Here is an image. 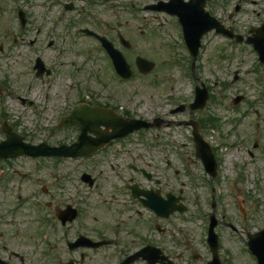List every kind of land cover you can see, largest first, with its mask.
Listing matches in <instances>:
<instances>
[{"label": "rangeland", "instance_id": "rangeland-1", "mask_svg": "<svg viewBox=\"0 0 264 264\" xmlns=\"http://www.w3.org/2000/svg\"><path fill=\"white\" fill-rule=\"evenodd\" d=\"M64 1L72 0H0V124L7 119L12 129L29 141L72 139V131L52 127L57 112L74 104L81 90L100 93V101L117 104L131 116L160 117L162 125L132 134L131 139L164 140L163 153L169 158L174 157L172 150L178 149L173 160H178L180 202L187 210L174 220L172 228L174 249L179 253L175 263L206 264L211 258L206 230L213 196L220 260L254 264L245 246L247 233L264 228V66L256 64L250 46L243 47L245 43L240 42L233 48L223 35L207 33L201 39L191 79L190 59L176 18L144 9L158 0H73L70 10L63 7ZM236 2L238 11H234ZM16 4L31 16V24L21 35L14 16ZM206 9L225 24H232L239 34L264 22V0H218ZM81 28L105 35L125 55L133 78L119 84L104 50L96 39L79 32ZM118 33L129 42V51L121 45ZM33 37L37 43L29 48L27 42L34 41ZM35 55L51 66L49 76L36 80L31 68ZM135 56L153 61L154 69L139 74ZM201 84L209 93L204 109L189 110L186 105L184 110L172 112L179 104L191 102L195 85ZM236 96L243 99L233 104ZM210 116L217 118V127L201 132L218 161L217 176L212 180L195 157L191 127L184 124ZM42 162L23 163L18 170L35 174L51 170L47 161ZM1 171L0 244L8 240L25 244V225L22 222L19 232L14 225L25 211L17 217L10 213L18 182L11 177V167L5 166L4 175Z\"/></svg>", "mask_w": 264, "mask_h": 264}, {"label": "flooded vegetation", "instance_id": "flooded-vegetation-1", "mask_svg": "<svg viewBox=\"0 0 264 264\" xmlns=\"http://www.w3.org/2000/svg\"><path fill=\"white\" fill-rule=\"evenodd\" d=\"M87 97L91 106L127 116ZM140 144L127 135L87 157L54 159L49 171L14 170L17 208L25 206L14 225L19 232L23 222L27 243H1L0 264H174L177 252L167 236L179 216L178 172L169 160L164 164L157 141ZM167 195L175 206L167 218L145 207L153 200L163 205Z\"/></svg>", "mask_w": 264, "mask_h": 264}, {"label": "water", "instance_id": "water-1", "mask_svg": "<svg viewBox=\"0 0 264 264\" xmlns=\"http://www.w3.org/2000/svg\"><path fill=\"white\" fill-rule=\"evenodd\" d=\"M202 6L203 2L198 0H190L188 3H183L181 0H170L168 3H160L158 8L167 10L171 13H176L179 15L180 21L182 23L184 32H185V38L188 46L190 47L192 53L194 54L196 52V48L199 44V37L200 35L205 32L206 30L210 29L211 25H206L202 28H199L197 25V21L201 20L204 22L205 20H208L207 16L203 14L202 12ZM206 23V22H205ZM204 23V24H205ZM109 50H111V47L109 45ZM113 51V50H111ZM113 58L115 59V63L117 65V68L119 70H122L124 67L123 62L121 61L119 55L115 54L113 55ZM137 66L139 70L141 71H147L150 70L153 66V63L147 62L143 59H137L136 60ZM198 104H193L192 107H202L204 100H205V94L204 92L198 90ZM86 111V110H85ZM88 113H93L92 116H95V124H104L105 126H112L117 125V121L112 116H108L105 119L104 116L101 113L95 112V111H86ZM86 112L81 113L78 109H76L74 112H72V120L67 121L70 124H76L79 127L84 129V132L82 134H85L87 131V127L84 126V120L87 117ZM79 113H81V116H85L82 118ZM90 117V116H88ZM92 122V121H91ZM146 124L143 123L140 120L131 121V125L128 126V130L138 129L141 126H145ZM90 130V129H89ZM92 132H95V130H91ZM195 136L196 142L199 144L200 137ZM81 138V135L79 137V140ZM82 138H85V136H82ZM107 138V135L98 138V139H105ZM109 138V137H108ZM107 138V139H108ZM201 143V142H200ZM98 146V144H92L89 145V148L83 149L81 144H73L71 146H60V147H49L45 144L38 145V146H30L29 144H24L21 142V138L18 137L16 134L11 133L9 130H7L6 140L0 142V157H13L20 154H28V155H79L82 153L90 152L91 150L95 149ZM199 154L202 155L205 153L203 148L198 145ZM209 161L205 159V163H208ZM260 232L259 234H261ZM253 237H250L249 245L254 250V252L257 253L259 264H264V236L260 238L258 241L252 240ZM212 249L214 251L215 248V241H211ZM214 253V262H216L215 252Z\"/></svg>", "mask_w": 264, "mask_h": 264}, {"label": "bare ground", "instance_id": "bare-ground-1", "mask_svg": "<svg viewBox=\"0 0 264 264\" xmlns=\"http://www.w3.org/2000/svg\"><path fill=\"white\" fill-rule=\"evenodd\" d=\"M34 96H36V94ZM226 160H229V157H227Z\"/></svg>", "mask_w": 264, "mask_h": 264}]
</instances>
